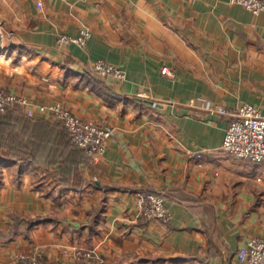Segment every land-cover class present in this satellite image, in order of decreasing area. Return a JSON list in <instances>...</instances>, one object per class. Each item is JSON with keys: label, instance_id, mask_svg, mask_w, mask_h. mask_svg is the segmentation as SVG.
<instances>
[{"label": "crops", "instance_id": "obj_1", "mask_svg": "<svg viewBox=\"0 0 264 264\" xmlns=\"http://www.w3.org/2000/svg\"><path fill=\"white\" fill-rule=\"evenodd\" d=\"M84 27L85 47L58 43ZM0 29V85L112 131L98 158H62L55 140L36 159L0 156V264L41 252L40 264H89L76 254L89 249L98 264H243L238 250L264 237V162L223 142L242 105L264 113V13L230 0H0ZM97 60L126 79L98 75ZM10 120L37 143L34 124L57 121ZM141 191L164 195L170 223L137 217Z\"/></svg>", "mask_w": 264, "mask_h": 264}, {"label": "built area", "instance_id": "obj_2", "mask_svg": "<svg viewBox=\"0 0 264 264\" xmlns=\"http://www.w3.org/2000/svg\"><path fill=\"white\" fill-rule=\"evenodd\" d=\"M239 3L254 12L264 13V0H230ZM41 6V3H39ZM92 32L84 27L80 34H60L58 43L67 45L76 43L86 46ZM93 69L102 77H113L124 81L126 72L104 60H97L93 63ZM163 73L170 75L168 67L163 68ZM21 106L29 116L41 112L52 114L53 117L64 121L70 132L72 141L87 154L94 158L103 156L107 150V139L111 131L103 128L93 121L82 119L71 109L61 102L39 103L32 105L30 98L24 94H16L8 91L0 85V111H6L9 107ZM218 111V109H217ZM219 112V111H218ZM227 111H224V114ZM223 147L225 150L239 159L264 162V113L255 105L245 103L236 112L235 117L228 127ZM137 216L157 220L161 223H168L171 219V212L166 206L165 198L155 191H141L137 194ZM77 256L85 259L89 264H98L101 256L95 250H78ZM238 260L243 264H264V237L255 236L238 250ZM20 264H37L28 256L17 257Z\"/></svg>", "mask_w": 264, "mask_h": 264}, {"label": "trees", "instance_id": "obj_3", "mask_svg": "<svg viewBox=\"0 0 264 264\" xmlns=\"http://www.w3.org/2000/svg\"><path fill=\"white\" fill-rule=\"evenodd\" d=\"M98 81V79H97ZM99 82H101L99 80ZM20 106L9 107L5 112H0V156L10 157L12 159H24L33 157L36 159L38 154L37 148L40 144H44L45 147H52V144L55 140L57 144H60L63 149L61 151V157L66 156L65 149H70L71 156H76L75 154L81 153L82 149H80L73 141L70 136V132L66 127L64 121L57 120L55 123H51L50 121L40 120L37 124H34V132L33 135L38 139L39 145L36 146L37 140H23L21 134L16 132L13 127V122L10 120L14 116L25 117L27 119H32L31 116H25L24 112L19 108ZM23 146L26 148H31L30 152L27 150H23ZM33 151V152H32ZM37 155V156H36ZM57 156V157H56ZM56 158L58 155L56 154ZM62 157V158H63ZM76 158V157H75ZM66 163L74 162L73 158L66 157ZM74 165V163H73Z\"/></svg>", "mask_w": 264, "mask_h": 264}, {"label": "rangeland", "instance_id": "obj_4", "mask_svg": "<svg viewBox=\"0 0 264 264\" xmlns=\"http://www.w3.org/2000/svg\"><path fill=\"white\" fill-rule=\"evenodd\" d=\"M72 44V43H71ZM67 45H70V44H67ZM85 47V46H84ZM92 69H93V64H92ZM163 70V69H162ZM93 71H94V69H93ZM171 71V70H170ZM96 72V71H95ZM97 73V72H96ZM98 74V73H97ZM99 75V74H98ZM170 75H173V72L171 71V74ZM2 86V85H1ZM3 87H5V86H3ZM6 88V87H5ZM7 89V88H6ZM25 95V94H24ZM46 103H50V102H46ZM62 103V102H61ZM217 109H218V111H217ZM210 111L211 112H214V113H220V114H224V111H227V113H229V111L224 107V106H215V107H213V108H211L210 109ZM0 112H5V111H0ZM41 113V112H40ZM227 113H225V114H227ZM43 114H45V113H43ZM46 115H48V116H51V117H53L52 116V114H46ZM29 116V115H28ZM32 117V116H31ZM54 119H56V120H61V119H59V118H55V117H53ZM83 119V118H82ZM84 120H86V119H84ZM87 121H90V120H87ZM109 130V129H108ZM111 131V130H110ZM111 134H112V131H111ZM109 138V137H108ZM89 155V154H88ZM90 156V155H89ZM139 193V192H138ZM137 193V194H138ZM161 194V193H160ZM163 195V194H162ZM164 196V195H163ZM167 206V205H166ZM136 209H137V205H136ZM169 209V208H168ZM172 214V213H171ZM136 215H137V210H136ZM138 218H145V217H143V216H137ZM171 219H172V215H171ZM171 219H170V221H171ZM170 221L168 222V223H170ZM163 224H165V223H163ZM167 224V223H166ZM89 250H91V249H89ZM92 250H95V249H92ZM96 251V250H95ZM39 255V254H38ZM38 255H35V256H33V258H35L36 260H33L35 263H37V264H40L41 263V255H43L42 254V252L40 253V255L38 256ZM20 256H24L25 257V255H18L17 257L18 258H20ZM29 257V256H28ZM32 258V257H31ZM16 263L17 264H20V260L19 259H16Z\"/></svg>", "mask_w": 264, "mask_h": 264}, {"label": "water", "instance_id": "obj_5", "mask_svg": "<svg viewBox=\"0 0 264 264\" xmlns=\"http://www.w3.org/2000/svg\"><path fill=\"white\" fill-rule=\"evenodd\" d=\"M2 45H3V34H2L1 29H0V48H2Z\"/></svg>", "mask_w": 264, "mask_h": 264}]
</instances>
